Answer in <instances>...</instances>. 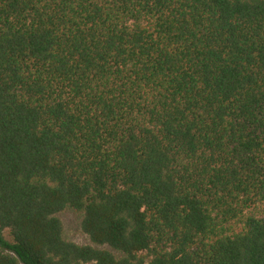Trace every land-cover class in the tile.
Segmentation results:
<instances>
[{
  "label": "trees",
  "instance_id": "1",
  "mask_svg": "<svg viewBox=\"0 0 264 264\" xmlns=\"http://www.w3.org/2000/svg\"><path fill=\"white\" fill-rule=\"evenodd\" d=\"M263 207L264 0H0V264H264Z\"/></svg>",
  "mask_w": 264,
  "mask_h": 264
},
{
  "label": "rangeland",
  "instance_id": "2",
  "mask_svg": "<svg viewBox=\"0 0 264 264\" xmlns=\"http://www.w3.org/2000/svg\"><path fill=\"white\" fill-rule=\"evenodd\" d=\"M263 210H264V207H263ZM59 216L62 219L63 226H64V234L68 240H71V241H74L80 244H87L90 242L87 235H85L81 229L80 214L72 210H65L61 212ZM3 234L7 239H11L9 230H5Z\"/></svg>",
  "mask_w": 264,
  "mask_h": 264
}]
</instances>
